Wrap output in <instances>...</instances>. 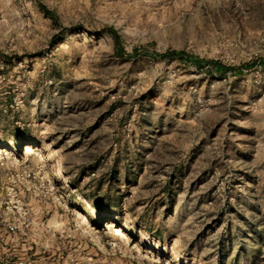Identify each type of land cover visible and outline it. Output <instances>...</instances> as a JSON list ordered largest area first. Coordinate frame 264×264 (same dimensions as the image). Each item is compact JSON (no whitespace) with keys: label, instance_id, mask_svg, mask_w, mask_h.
<instances>
[{"label":"rangeland","instance_id":"obj_1","mask_svg":"<svg viewBox=\"0 0 264 264\" xmlns=\"http://www.w3.org/2000/svg\"><path fill=\"white\" fill-rule=\"evenodd\" d=\"M0 264H264V0H0Z\"/></svg>","mask_w":264,"mask_h":264},{"label":"trees","instance_id":"obj_2","mask_svg":"<svg viewBox=\"0 0 264 264\" xmlns=\"http://www.w3.org/2000/svg\"><path fill=\"white\" fill-rule=\"evenodd\" d=\"M41 7L43 8V10H44L46 13L51 14L50 10H48L45 6L42 5Z\"/></svg>","mask_w":264,"mask_h":264},{"label":"bare ground","instance_id":"obj_3","mask_svg":"<svg viewBox=\"0 0 264 264\" xmlns=\"http://www.w3.org/2000/svg\"><path fill=\"white\" fill-rule=\"evenodd\" d=\"M30 150V149H29ZM80 217V216H79ZM112 226V225H111Z\"/></svg>","mask_w":264,"mask_h":264}]
</instances>
